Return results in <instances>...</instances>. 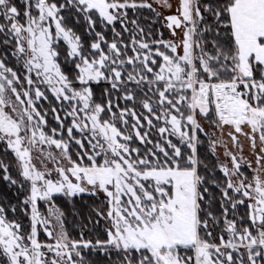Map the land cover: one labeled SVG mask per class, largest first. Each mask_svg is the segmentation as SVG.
<instances>
[{
  "label": "snow or ice",
  "instance_id": "obj_1",
  "mask_svg": "<svg viewBox=\"0 0 264 264\" xmlns=\"http://www.w3.org/2000/svg\"><path fill=\"white\" fill-rule=\"evenodd\" d=\"M154 3L0 0V172L25 193L0 264H264V0ZM56 194L102 195V234L71 238Z\"/></svg>",
  "mask_w": 264,
  "mask_h": 264
},
{
  "label": "trees",
  "instance_id": "obj_2",
  "mask_svg": "<svg viewBox=\"0 0 264 264\" xmlns=\"http://www.w3.org/2000/svg\"><path fill=\"white\" fill-rule=\"evenodd\" d=\"M131 15H133V13L130 12V16ZM140 23L143 27H145L146 30L150 27L152 29L153 36H156L158 32H163L164 38L168 39V34L166 31L167 29L162 26L164 22H162L159 18H157L154 13L149 12L148 10H142V18L140 19ZM76 30L80 33H83L82 26L77 27ZM109 36H111V33H109ZM9 66L18 67V65H15V62L11 58H9ZM62 68L69 74H71V72L74 70L71 65H66L63 63H62ZM92 87L96 96L99 97L101 92L105 87H107V85L101 82L100 84L94 83ZM49 99L53 104H55V101L52 99L50 94H49ZM42 104L44 108L49 107V102L47 101L42 102ZM47 119L51 127L56 126V122L51 114H49ZM201 138L205 140V143L207 142L206 137L202 136ZM201 151H204L203 147ZM0 157H4L6 160H14V157L11 155L10 152L7 155H5L3 144H0ZM10 171L11 174L15 177L16 175L15 169L13 168ZM2 177H3V173L0 172V203L15 204L19 200H22L24 198L25 193L20 191L15 186H10L6 181L3 180ZM102 199H103L102 196L97 198V197H91L87 194L78 195L76 197H70L69 200L66 199V197L63 196L62 194H56L54 196V201L56 206L64 213V226L71 238L79 239V234L82 230L85 231L87 238H94L95 235L102 234V228L104 224L103 221L100 222V225L96 227V230L94 232L89 233L87 232V230L83 228L84 225H87L89 229L93 228V221L96 219L93 209L100 205ZM40 210L43 213L45 212L44 204L40 205ZM241 211H243V208H241ZM90 217L91 219H89ZM9 218L10 219L13 218L11 213L9 214ZM15 218L23 219L25 228H27L29 224V220L27 217L23 216V214L18 211ZM40 239L41 241L44 242H46L47 240V238L42 232L40 235ZM85 252L87 253V250H85ZM86 258L89 259L90 261H95L96 264H108L106 259L97 256L96 254L86 255Z\"/></svg>",
  "mask_w": 264,
  "mask_h": 264
},
{
  "label": "rangeland",
  "instance_id": "obj_3",
  "mask_svg": "<svg viewBox=\"0 0 264 264\" xmlns=\"http://www.w3.org/2000/svg\"><path fill=\"white\" fill-rule=\"evenodd\" d=\"M150 2H153V0H150ZM170 2L173 3V5H174L173 9H171V10L166 9V8H162V7H160V5H158V4H156V3H154L153 6H154V8L157 9V11H159V12L164 16L165 14H167V13H169V12H172V11L174 10V8H175V0H170ZM160 20L163 22L162 19H160ZM166 31H167V34H168V38H170V33H169V31H168V30H166ZM205 127H206V128L208 127L207 124H205ZM227 131H228V130L225 129V133H226ZM216 135H219V133H216ZM225 138H226V137H225ZM240 139H241L242 144L244 145V155L247 156V157H249L250 159H254V157H252V155H251V153H250V150H249V148H248V142H247V140H246L244 137H240ZM229 147H231V144H230V143H229ZM221 159H223L222 154H221ZM49 167H52V165L49 164ZM245 172H246V173H250V172H251V169L245 168ZM101 196H102V195H101ZM69 198H70V197H66V199H68V200H69ZM42 204H43V203H42ZM44 206H45V212H44V214L46 215V214H47V206H46V205H44ZM41 212H42V211H41ZM42 213H43V212H42ZM42 233H43V232H42ZM45 237H46V236H45ZM46 238H47V237H46ZM46 242H50V241H48V238H47Z\"/></svg>",
  "mask_w": 264,
  "mask_h": 264
},
{
  "label": "flooded vegetation",
  "instance_id": "obj_4",
  "mask_svg": "<svg viewBox=\"0 0 264 264\" xmlns=\"http://www.w3.org/2000/svg\"><path fill=\"white\" fill-rule=\"evenodd\" d=\"M174 10H175V8H174ZM173 13V11L172 12H169V13H167V15H169V14H172Z\"/></svg>",
  "mask_w": 264,
  "mask_h": 264
},
{
  "label": "water",
  "instance_id": "obj_5",
  "mask_svg": "<svg viewBox=\"0 0 264 264\" xmlns=\"http://www.w3.org/2000/svg\"><path fill=\"white\" fill-rule=\"evenodd\" d=\"M166 16V15H165Z\"/></svg>",
  "mask_w": 264,
  "mask_h": 264
}]
</instances>
